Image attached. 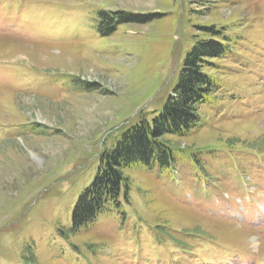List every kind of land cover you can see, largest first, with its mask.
Wrapping results in <instances>:
<instances>
[{
	"label": "rangeland",
	"instance_id": "374dc122",
	"mask_svg": "<svg viewBox=\"0 0 264 264\" xmlns=\"http://www.w3.org/2000/svg\"><path fill=\"white\" fill-rule=\"evenodd\" d=\"M103 9L157 15L103 35ZM212 24L219 88L165 136L198 160L128 168L131 201L72 233L101 151L160 111ZM0 264H264V0H0Z\"/></svg>",
	"mask_w": 264,
	"mask_h": 264
},
{
	"label": "trees",
	"instance_id": "16d2710c",
	"mask_svg": "<svg viewBox=\"0 0 264 264\" xmlns=\"http://www.w3.org/2000/svg\"><path fill=\"white\" fill-rule=\"evenodd\" d=\"M156 15L128 18L123 12L103 9L98 12V24L103 35H107L120 23L148 22ZM198 28L208 36L199 37L187 53L178 81L160 111L151 118L142 113L137 122L122 131L116 143L101 151L96 174L79 195L74 207L70 227L72 233L94 223L104 213L122 210L125 202L131 201L128 168H170L176 161L175 149L187 151L194 162L198 160L197 153L201 149L190 151L185 147L177 148L165 137L166 134L183 137L198 127L201 105L210 101L219 88L218 80L208 69L216 66L215 59L223 57L230 49L227 29L215 24L200 25ZM85 87L94 90L97 85Z\"/></svg>",
	"mask_w": 264,
	"mask_h": 264
},
{
	"label": "bare ground",
	"instance_id": "6f19581e",
	"mask_svg": "<svg viewBox=\"0 0 264 264\" xmlns=\"http://www.w3.org/2000/svg\"><path fill=\"white\" fill-rule=\"evenodd\" d=\"M42 46V45H41Z\"/></svg>",
	"mask_w": 264,
	"mask_h": 264
}]
</instances>
